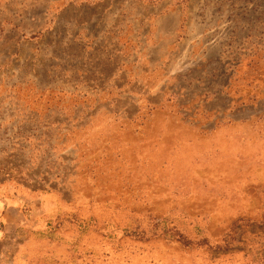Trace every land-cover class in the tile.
Masks as SVG:
<instances>
[{
	"label": "rangeland",
	"instance_id": "obj_1",
	"mask_svg": "<svg viewBox=\"0 0 264 264\" xmlns=\"http://www.w3.org/2000/svg\"><path fill=\"white\" fill-rule=\"evenodd\" d=\"M0 264H264V0H0Z\"/></svg>",
	"mask_w": 264,
	"mask_h": 264
}]
</instances>
